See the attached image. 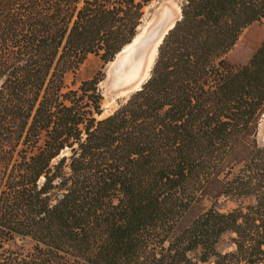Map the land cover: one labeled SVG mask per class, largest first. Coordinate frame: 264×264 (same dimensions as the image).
Masks as SVG:
<instances>
[{
    "label": "trees",
    "instance_id": "obj_1",
    "mask_svg": "<svg viewBox=\"0 0 264 264\" xmlns=\"http://www.w3.org/2000/svg\"><path fill=\"white\" fill-rule=\"evenodd\" d=\"M150 1L0 0V264H264V41L229 56L264 0H184L107 116L103 72L64 91L88 54L132 42Z\"/></svg>",
    "mask_w": 264,
    "mask_h": 264
},
{
    "label": "rangeland",
    "instance_id": "obj_2",
    "mask_svg": "<svg viewBox=\"0 0 264 264\" xmlns=\"http://www.w3.org/2000/svg\"><path fill=\"white\" fill-rule=\"evenodd\" d=\"M183 2L184 0L150 1L143 8L144 14L142 16L141 23L138 26L137 32L139 33V31L143 29V32L146 33L148 29H150V27L156 22L159 15L162 12L166 11L170 13V16L173 15L174 17L171 24L172 26L180 18V8ZM144 35L141 36L140 40L137 43L132 45L133 48L129 52L122 54L126 56L124 58H128L132 54L133 49L138 45L139 42H141ZM262 41H264V15H262L259 20H256L251 24L247 25L241 31L235 45L229 52V56L236 65H243L247 63V61L250 59V57ZM118 56L115 55L113 60L107 62L106 64H103L98 55L90 53L85 57V59L79 64V66L74 71L66 72L64 76V83L66 86L64 88L65 91L68 89L78 88L83 80L90 79L98 71L104 73V78L98 83V88L102 95V113L101 115L96 116L98 118L111 114L120 105L125 103L126 99L136 91L132 87L119 88L117 84L118 81L114 77L116 69L115 67H113L114 62H116L118 60L117 58H119ZM256 140L259 146H264V112H262L259 118ZM204 204L206 207H209L211 202L205 201ZM237 205L238 201L232 200L230 198H220L218 202L215 203V207L221 212L229 211L235 208ZM229 236V234H224L221 237L218 243L219 250L231 249ZM14 243H16L17 245H23L26 249L30 247V243L27 240L19 238H15L13 241H10L8 245L14 247ZM199 264L207 263L200 262Z\"/></svg>",
    "mask_w": 264,
    "mask_h": 264
},
{
    "label": "bare ground",
    "instance_id": "obj_3",
    "mask_svg": "<svg viewBox=\"0 0 264 264\" xmlns=\"http://www.w3.org/2000/svg\"><path fill=\"white\" fill-rule=\"evenodd\" d=\"M165 13H167L166 16ZM173 18V15L170 16L169 12H162L146 33L141 29V32H137L132 42L124 46L117 54L119 58L114 62L113 67L116 69L114 77L118 81L117 84L119 88L132 87L134 90H138L142 83L146 81L149 77V70L153 64L158 45L165 33L174 25L171 26ZM154 34H156V36L152 38ZM142 35H144V37L133 49L132 54L128 58H124L126 56L122 54L129 52L133 48L132 45L137 43Z\"/></svg>",
    "mask_w": 264,
    "mask_h": 264
},
{
    "label": "water",
    "instance_id": "obj_4",
    "mask_svg": "<svg viewBox=\"0 0 264 264\" xmlns=\"http://www.w3.org/2000/svg\"><path fill=\"white\" fill-rule=\"evenodd\" d=\"M166 15H167V13H165V16H166ZM165 16H164V17H165ZM172 27H173V26H172ZM172 27H171V28H172ZM166 33H167V32H166ZM166 33H165V34H166ZM155 36H156V34H154L152 38H154ZM163 37H164V36H163ZM162 39H163V38H162ZM161 41H162V40H161ZM160 43H161V42H160Z\"/></svg>",
    "mask_w": 264,
    "mask_h": 264
}]
</instances>
